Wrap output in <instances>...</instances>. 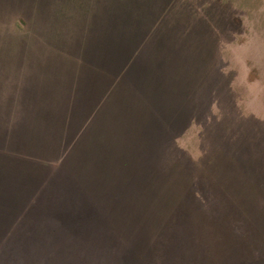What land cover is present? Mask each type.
Wrapping results in <instances>:
<instances>
[{
    "label": "rangeland",
    "instance_id": "374dc122",
    "mask_svg": "<svg viewBox=\"0 0 264 264\" xmlns=\"http://www.w3.org/2000/svg\"><path fill=\"white\" fill-rule=\"evenodd\" d=\"M0 223L45 264H264V0H0Z\"/></svg>",
    "mask_w": 264,
    "mask_h": 264
},
{
    "label": "trees",
    "instance_id": "16d2710c",
    "mask_svg": "<svg viewBox=\"0 0 264 264\" xmlns=\"http://www.w3.org/2000/svg\"><path fill=\"white\" fill-rule=\"evenodd\" d=\"M55 214L56 213H49L44 218L50 217V219L52 218L51 220H55V219L59 218V215H55ZM25 218H26V216L23 215L21 220H25ZM21 225L18 226V228L15 230V233L12 232L13 231L12 230L6 236L8 230H9L8 229L9 227H6V225H4L3 223H0V236L4 237V238L7 237L5 239V242L2 245H0V264H33L31 258L29 257L30 254H32V253H34L36 255V257L39 255L40 256H42V255L46 256V257L42 256L40 259H37V261H35L37 264H45V263H47L48 259H50V261H52V258H51V257H53L52 253L56 252V251H50V253L46 254L44 251L45 249H41V250L38 249L37 248L38 244L36 241L35 242L30 241V240L28 241L29 235H33V233L31 231H29L30 228H28L26 230V227H22ZM58 228L55 227V228L49 229V230L45 229L44 233H45V235L50 236L51 238L56 237V235L58 234ZM36 229H34V230L36 231ZM61 231H63V230H61ZM26 232H27V239H26ZM48 232H50V233H48ZM52 233H54V235H52ZM18 235H20L21 237H18ZM67 235H68V233H67ZM47 236H45L43 238L46 240H51V239H49L50 237H47ZM0 242H2V241L0 240ZM38 246H40V245H38ZM48 251L49 250H46V252H48Z\"/></svg>",
    "mask_w": 264,
    "mask_h": 264
}]
</instances>
